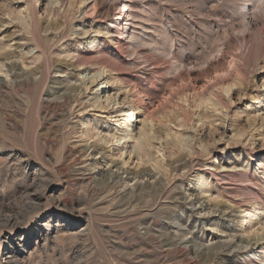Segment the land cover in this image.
<instances>
[{
	"label": "rangeland",
	"instance_id": "374dc122",
	"mask_svg": "<svg viewBox=\"0 0 264 264\" xmlns=\"http://www.w3.org/2000/svg\"><path fill=\"white\" fill-rule=\"evenodd\" d=\"M8 53L0 264H264V0H0Z\"/></svg>",
	"mask_w": 264,
	"mask_h": 264
},
{
	"label": "bare ground",
	"instance_id": "6f19581e",
	"mask_svg": "<svg viewBox=\"0 0 264 264\" xmlns=\"http://www.w3.org/2000/svg\"><path fill=\"white\" fill-rule=\"evenodd\" d=\"M108 11V10H107ZM109 12V11H108ZM122 12H128V9L127 10H125V11H121V14H122ZM121 14H119L118 16H117V20H118V24H119V26H121V20L123 19V17H122V15ZM125 19H127L128 20V18H125ZM131 25V24H130ZM59 28V25L58 24H54L53 25V27H50V29H53V30H55V29H58ZM46 30H48V29H46ZM122 33H118V35H121ZM118 35H114L113 37L114 38H117L118 37ZM119 38V37H118ZM10 39V38H9ZM120 39V38H119ZM122 40V39H121ZM116 43L117 44H119L120 42L116 39ZM122 45V44H121ZM120 49H122V47L120 48ZM98 51H100V48H98ZM119 51H121V50H119ZM101 52V51H100ZM15 53V52H14ZM12 54V53H8V54H5V55H1L0 56V58L2 59V60H12L13 58H15V54ZM87 61V60H86ZM86 61H84V62H86ZM104 61V60H103ZM10 62V61H9ZM83 62V60H82V58H81V60H77V62H76V66L75 65H72V64H69V66H70V68H72V67H74V68H77V67H82V66H84L85 65V63ZM98 64V63H97ZM7 67H8V72H11L12 73V79H13V82L11 83V84H9V85H11V86H14V84L17 82V81H19V82H22L23 80H28L29 78H32V75H34V74H31V73H29V72H24L21 68H20V66H19V64L17 63V62H15V61H12V62H10V63H8L7 65H6ZM102 68H103V70H105L106 68H107V66H106V64L104 65V64H102ZM39 69H41V66H38L37 67V69L36 70H39ZM112 69V68H111ZM117 69V68H116ZM68 70V69H67ZM67 70L65 71V72H62V73H67ZM120 70V69H119ZM232 70H234V68H232ZM112 73H116L115 72V70H110ZM117 71V70H116ZM60 72V71H59ZM119 72V71H118ZM120 72H121V70H120ZM223 74V73H222ZM229 74V73H228ZM237 74V73H236ZM66 78H67V80H68V84H65L64 82H59V76H56V77H54V84H57L56 85V88H58V90H59V92H58V94H55V96L56 97H58L59 99H64V100H68V101H72L73 100V93L79 88L77 85H76V83L79 81V79H77L76 77H75V75H73V74H71V73H67L66 74ZM222 76V75H221ZM220 77V76H219ZM121 77H120V75L119 74H117L116 73V76H115V80H121L120 79ZM227 78V77H226ZM235 78V77H234ZM222 80H221V83H219L216 87H218V88H222V90H224V88H226L227 89V91H229L230 90V88H232V85H231V83L233 82H230V83H228V80L229 79H231V78H229L227 81H225V80H223V78H221ZM71 82H75V84H73V85H71L70 83ZM115 82V81H114ZM235 84V83H234ZM0 85L2 86V85H8V84H6V82H3V80L1 81L0 80ZM123 85V84H122ZM17 86V85H16ZM17 88V87H16ZM78 92V91H77ZM54 96V95H53ZM203 97H205L206 98V96H203ZM208 97H209V95H208ZM207 97V98H208ZM210 97H211V93H210ZM218 97H221V95H218ZM204 99V98H203ZM136 106V105H135ZM132 113H134V110H132L131 111V113L129 114V117L132 115ZM119 141H121V139L119 140ZM56 142H58L57 140H56ZM54 143H55V141H54ZM70 146V145H69ZM94 149H96L97 150V152H95V154L96 155H99L100 153L102 154L103 152H105L106 151V149L105 148H103V147H99L97 144H95L94 146ZM80 149V148H79ZM67 151H69V152H64V155H67V153H77V154H79V155H83L84 154V151L83 150H79V151H75L74 149H67ZM71 156H73V155H71ZM76 156H78V155H76ZM80 156V157H81ZM98 158L99 157H96V158H93L92 160H94L93 161V163L91 164L92 166H94V169H96V168H98L99 167V170H98V175H99V177L101 178V180H105L104 178H107V179H109L110 177H112V175L113 176H118L117 175V171H113V168H116L117 167V164H116V162H114L113 160H110V161H106L105 159L106 158H104V163L106 164V165H109L110 163L112 164V170L110 169V170H106V169H102L103 167L101 166L102 164H100V163H98L97 162V160H98ZM100 158H103V156H101ZM80 161V160H79ZM78 162V159H77V157H73V159H72V161H71V163H74V164H76ZM69 163V162H68ZM119 164V163H118ZM67 165V164H66ZM105 165V166H106ZM90 166V165H89ZM91 167V166H90ZM86 170V169H85ZM120 170H121V168H120ZM97 171V170H96ZM84 172V171H83ZM114 172V173H113ZM149 172V171H148ZM147 171L145 172V171H142V172H134V173H132V175H133V178L132 179H136V178H143V177H145V176H147V178H149L148 176H150V177H152V175L150 174V173H148ZM113 173V174H112ZM97 175V176H98ZM120 176V175H119ZM118 176V177H119ZM91 177V176H90ZM146 178V177H145ZM137 180V179H136ZM150 180H152V179H150ZM135 181V180H134ZM139 181V180H138ZM98 182H100V180L98 181ZM102 182V181H101ZM131 187H133V186H131ZM142 187V186H141ZM130 189V188H129ZM141 189V188H140ZM131 192V191H130ZM129 194V193H128ZM127 194V195H128ZM37 195V194H36ZM197 197V196H196ZM197 199H198V197H197ZM35 200V199H34ZM199 200V199H198ZM34 202V201H33ZM30 204H32V202L30 203ZM209 204H207V205H204L203 206V208H204V210H206L207 208H211V206H208ZM201 208H202V206H201ZM37 209V208H36ZM11 222H15V224H16V221H14V220H10ZM41 224L39 225V227H38V229L36 230V231H34L33 233H34V235L35 236H33V238L35 239V238H37V237H39L38 235H36L37 233H39V232H41ZM43 228H44V226H43ZM17 235H20V233H18ZM188 242V241H187ZM243 242V241H242ZM186 243V242H185ZM226 244V243H225ZM232 244V242H229V243H227L226 244V246L228 245V246H230ZM234 244V243H233ZM6 250H10V247L9 248H6ZM9 252H11V251H9ZM21 252H23V250L21 251ZM20 252V253H21ZM261 252V251H260ZM12 254V253H11ZM19 254V253H18ZM5 260L8 262V264H17L16 262H18L19 261V257H18V255H13V256H11V255H9L8 253H6L5 254Z\"/></svg>",
	"mask_w": 264,
	"mask_h": 264
}]
</instances>
